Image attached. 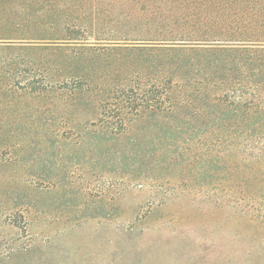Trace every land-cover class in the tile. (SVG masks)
I'll use <instances>...</instances> for the list:
<instances>
[{"label": "rangeland", "instance_id": "rangeland-1", "mask_svg": "<svg viewBox=\"0 0 264 264\" xmlns=\"http://www.w3.org/2000/svg\"><path fill=\"white\" fill-rule=\"evenodd\" d=\"M233 47L264 0H0V264H264L190 50Z\"/></svg>", "mask_w": 264, "mask_h": 264}, {"label": "trees", "instance_id": "trees-1", "mask_svg": "<svg viewBox=\"0 0 264 264\" xmlns=\"http://www.w3.org/2000/svg\"><path fill=\"white\" fill-rule=\"evenodd\" d=\"M190 50L207 59L198 64L207 75L197 91L216 110L209 116L214 139L231 152L242 149L244 207L264 220V49ZM172 86L167 82L162 95L169 98Z\"/></svg>", "mask_w": 264, "mask_h": 264}]
</instances>
